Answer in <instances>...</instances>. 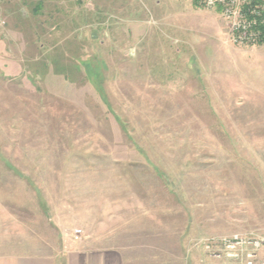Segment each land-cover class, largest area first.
I'll return each mask as SVG.
<instances>
[{
    "label": "rangeland",
    "instance_id": "obj_1",
    "mask_svg": "<svg viewBox=\"0 0 264 264\" xmlns=\"http://www.w3.org/2000/svg\"><path fill=\"white\" fill-rule=\"evenodd\" d=\"M245 2L0 0V254L64 264L82 229L145 264H224L236 238L264 261V0Z\"/></svg>",
    "mask_w": 264,
    "mask_h": 264
},
{
    "label": "crops",
    "instance_id": "obj_2",
    "mask_svg": "<svg viewBox=\"0 0 264 264\" xmlns=\"http://www.w3.org/2000/svg\"><path fill=\"white\" fill-rule=\"evenodd\" d=\"M22 248L9 247L8 252L0 254V264H59L57 256L38 253L37 246L25 247V251ZM64 248V264H145L140 256L136 260L127 257L117 249L116 244H105L99 239L90 240L84 234L79 241L74 236L69 237Z\"/></svg>",
    "mask_w": 264,
    "mask_h": 264
},
{
    "label": "built area",
    "instance_id": "obj_3",
    "mask_svg": "<svg viewBox=\"0 0 264 264\" xmlns=\"http://www.w3.org/2000/svg\"><path fill=\"white\" fill-rule=\"evenodd\" d=\"M210 4H213V2H210ZM74 239L76 241H79L81 237L83 236V230L82 229H77L74 231ZM264 244V241H263ZM240 241L236 238L235 241L233 242H225L224 246L227 251L224 252L223 256L220 254H214V257L216 259L224 257L226 260V263L224 264H244L243 258H244V252L242 251L241 248H244L240 246ZM205 248H210V244H206ZM257 255L256 253H251L246 256V263L245 264H264V261H259L257 260ZM208 264H216V263H208Z\"/></svg>",
    "mask_w": 264,
    "mask_h": 264
},
{
    "label": "trees",
    "instance_id": "obj_4",
    "mask_svg": "<svg viewBox=\"0 0 264 264\" xmlns=\"http://www.w3.org/2000/svg\"><path fill=\"white\" fill-rule=\"evenodd\" d=\"M262 2V0H251V2H249V3H246V10L244 11V13H246L247 14V16H248V18H254V19H257L258 18V14H256V15H252V16H250V14L253 12V11H258V13H259V11H262L261 9H259L258 10V6H261V3ZM243 8V7H242ZM251 8V9H250ZM248 9H250V10H248ZM256 9V10H255ZM220 11H223V7H221L220 8ZM263 15H264V13H263ZM261 19H264V16H263V18L262 17H260ZM262 27V24L260 23V20H259V29ZM260 31H261V33H264V27H262L261 29H260ZM262 35H264V34H262ZM103 92H104V88L103 87H101L100 88V91H99V93H100V95H101V98L103 97ZM104 98V97H103Z\"/></svg>",
    "mask_w": 264,
    "mask_h": 264
}]
</instances>
